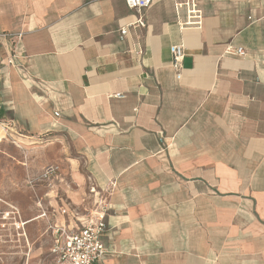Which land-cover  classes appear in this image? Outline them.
Here are the masks:
<instances>
[{
  "label": "crops",
  "instance_id": "1",
  "mask_svg": "<svg viewBox=\"0 0 264 264\" xmlns=\"http://www.w3.org/2000/svg\"><path fill=\"white\" fill-rule=\"evenodd\" d=\"M0 35V142L59 167L53 225L108 206L96 264H264V0H0Z\"/></svg>",
  "mask_w": 264,
  "mask_h": 264
},
{
  "label": "rangeland",
  "instance_id": "2",
  "mask_svg": "<svg viewBox=\"0 0 264 264\" xmlns=\"http://www.w3.org/2000/svg\"><path fill=\"white\" fill-rule=\"evenodd\" d=\"M32 149L0 142V264H54L50 226L58 215L42 202L51 187L40 179L36 164L42 157ZM18 222L28 224L18 229Z\"/></svg>",
  "mask_w": 264,
  "mask_h": 264
},
{
  "label": "built area",
  "instance_id": "3",
  "mask_svg": "<svg viewBox=\"0 0 264 264\" xmlns=\"http://www.w3.org/2000/svg\"><path fill=\"white\" fill-rule=\"evenodd\" d=\"M127 6L132 10L142 11L150 8L154 0H125ZM141 26H145L142 19L138 22ZM126 34V30L122 31ZM1 36V35H0ZM237 54L243 56L245 53L242 49L237 50ZM184 59V51L180 46L173 49V67L179 70L182 67ZM2 56L0 54V67L2 64ZM9 124L0 120V130L7 133ZM59 172V167L48 166L40 175L41 180H48L50 177ZM108 206L100 204L99 208L88 216L86 225L79 231L74 232L65 227L50 226L51 235L53 236L51 254L54 258V264H96L101 262L105 253L106 246L103 237L106 232V214ZM66 211H63L65 213ZM14 214V213H13ZM44 214L43 216H45ZM10 216L6 213L5 217ZM25 226L24 222H18L17 228L21 229Z\"/></svg>",
  "mask_w": 264,
  "mask_h": 264
}]
</instances>
